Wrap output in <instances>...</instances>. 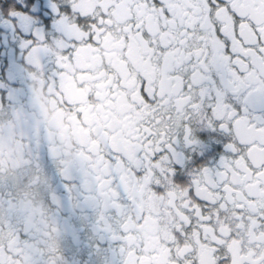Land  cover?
Here are the masks:
<instances>
[{"label":"clouds","instance_id":"9594fccd","mask_svg":"<svg viewBox=\"0 0 264 264\" xmlns=\"http://www.w3.org/2000/svg\"><path fill=\"white\" fill-rule=\"evenodd\" d=\"M0 264H264V0H0Z\"/></svg>","mask_w":264,"mask_h":264}]
</instances>
